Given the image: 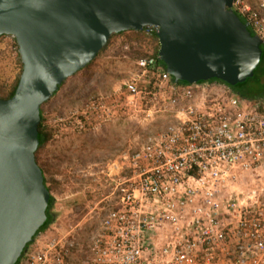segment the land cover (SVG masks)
Segmentation results:
<instances>
[{
    "label": "built area",
    "instance_id": "2783aa9c",
    "mask_svg": "<svg viewBox=\"0 0 264 264\" xmlns=\"http://www.w3.org/2000/svg\"><path fill=\"white\" fill-rule=\"evenodd\" d=\"M233 9L264 44V0H234ZM135 66L122 98H91L53 125L96 131L118 107L137 112L154 96L167 104V127L102 172L112 179L111 206L99 207L86 241L80 224L47 230L20 264H76L80 252L79 264H264V190L241 185L264 175V99H242L220 81L175 82L154 56Z\"/></svg>",
    "mask_w": 264,
    "mask_h": 264
},
{
    "label": "water",
    "instance_id": "95a60500",
    "mask_svg": "<svg viewBox=\"0 0 264 264\" xmlns=\"http://www.w3.org/2000/svg\"><path fill=\"white\" fill-rule=\"evenodd\" d=\"M234 0H0V38L18 43L23 72L0 99V264H17L48 222L51 193L36 159L41 107L94 61L112 36L158 28L159 58L178 82L255 77L262 39Z\"/></svg>",
    "mask_w": 264,
    "mask_h": 264
},
{
    "label": "rangeland",
    "instance_id": "374dc122",
    "mask_svg": "<svg viewBox=\"0 0 264 264\" xmlns=\"http://www.w3.org/2000/svg\"><path fill=\"white\" fill-rule=\"evenodd\" d=\"M126 44L129 49H125ZM151 51L145 44H129L124 42V37L116 36L92 65L69 78L58 94L43 106L45 123L53 128L56 116L81 110L89 99L97 96L122 98L123 82L137 71L135 58ZM18 54L13 36L0 39L1 88H9L21 73ZM163 100L148 96L137 112L118 107L114 119L96 131L53 130V140L37 155L56 198L54 212L58 216L48 229L49 236L66 234L71 226L80 224L86 227L80 239H88L97 223L92 217L99 207L111 206L112 179L102 172H113V166L123 162L124 152L141 149L151 135L167 127L169 115ZM241 185L243 190H264V179L248 178ZM102 200L104 202L99 205ZM95 207L98 208L92 214ZM74 258L79 264L84 254L77 253Z\"/></svg>",
    "mask_w": 264,
    "mask_h": 264
},
{
    "label": "trees",
    "instance_id": "16d2710c",
    "mask_svg": "<svg viewBox=\"0 0 264 264\" xmlns=\"http://www.w3.org/2000/svg\"><path fill=\"white\" fill-rule=\"evenodd\" d=\"M253 34H255V33L253 32ZM116 36H118V38L124 37V42L129 43V44H134V43L136 44L137 42L138 43L140 42V44H142V45L143 44L147 45L148 48H150L152 51L151 52H146V53H141L135 59H139V58H143V57H149V56H154L158 60V65H160L161 67L166 69L163 61H161L160 58H159V52H160V49H161V44H160L158 33H157L156 30L153 31V33L151 35L147 34L146 29H143V30L138 31V32H136V31H128V32H123L121 34H115V35L112 36V38L109 41L108 45L99 53L97 58L101 54H103V52L111 45L113 39ZM3 37L4 36H2L1 38H3ZM15 41L17 43L16 39H15ZM17 45H18V43H17ZM18 48H19V46H18ZM262 49H263V52H264V44L262 45ZM18 55H19V59L18 60H19L20 66H21V73L18 74V76L15 78V80L13 81V83L11 84V86L9 88H6V87L1 88L0 87L1 88V90H0V99H5V100L11 99L16 93V90H17L19 82H20V77H21L22 72H23V63H22V60H21L20 53ZM93 62L94 61H92L87 67L92 65ZM86 68H84V69H86ZM263 79H264V55H263V58H262V60H261V62L259 64V67L257 68V70L255 72V77L254 78L249 79L246 83H244L242 85H238V86H235V87L230 86V85L229 86L242 99L253 100V101L262 100V99H264V81H263ZM173 80L175 82H178L175 79H173ZM213 81L223 82L221 80H213ZM64 84H65V82L63 83V85ZM152 87H153V83H152V85H150V88H152ZM58 92H56L54 94V96L57 95ZM47 103H45L44 105H46ZM43 106L41 107V118H42V121H41V124L39 126L40 146H39L38 151L36 152V159H37L38 164H39V161H38L37 155H38L39 151L44 146H46L47 144H49L53 140L54 131H59V129H60L59 127H56L54 125L52 126L53 128H50L45 123L46 118H45V112H44ZM42 170H43L44 176H45V184L47 185L52 197H51L50 205H49V208H48V211H47L48 222L37 232V234L35 236V239L38 237V235L40 233L47 231L55 223V221L57 219V216H58V214L54 212V208H55V204H56V198L52 194L51 188L48 186L46 172H45V170L43 168H42ZM35 239H34V242H35ZM33 243L27 245L26 250L24 251L23 255L21 256V258H20V260L18 261L17 264H20L21 260L25 256L26 251L31 247V245Z\"/></svg>",
    "mask_w": 264,
    "mask_h": 264
},
{
    "label": "crops",
    "instance_id": "0c3cea01",
    "mask_svg": "<svg viewBox=\"0 0 264 264\" xmlns=\"http://www.w3.org/2000/svg\"><path fill=\"white\" fill-rule=\"evenodd\" d=\"M250 178H252V179H259V180H262V179H264V175H262V176H258V177H250ZM80 253H83V252H80Z\"/></svg>",
    "mask_w": 264,
    "mask_h": 264
}]
</instances>
